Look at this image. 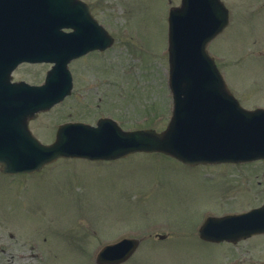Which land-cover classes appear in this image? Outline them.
<instances>
[{
  "label": "rangeland",
  "instance_id": "1",
  "mask_svg": "<svg viewBox=\"0 0 264 264\" xmlns=\"http://www.w3.org/2000/svg\"><path fill=\"white\" fill-rule=\"evenodd\" d=\"M84 1L114 44L69 65L71 96L31 123L33 134L49 142L60 123L95 124L103 116L125 131L163 130L172 106L167 13L180 0ZM222 1L234 19L214 44L225 58L218 59L223 77L244 106H263L264 57H244L241 63L243 54L237 51L250 48L255 36L264 38V0ZM233 55L239 59L237 68L227 64ZM47 69L22 66L14 78L36 83ZM255 78L260 79L257 84ZM263 202L264 162L248 168L187 167L160 154L97 163L62 159L31 175L6 179L0 174V249H6L0 258L5 264L22 253L31 255L30 264H41L35 260L40 257L44 264H89L103 245L131 237L140 240L133 264L256 262L264 259V236L238 246L209 243L199 239L198 226L204 216L240 212Z\"/></svg>",
  "mask_w": 264,
  "mask_h": 264
},
{
  "label": "water",
  "instance_id": "2",
  "mask_svg": "<svg viewBox=\"0 0 264 264\" xmlns=\"http://www.w3.org/2000/svg\"><path fill=\"white\" fill-rule=\"evenodd\" d=\"M76 4L80 3L0 0L2 172L31 173L58 158L113 160L134 152H158L190 165L264 158V110L247 111L240 107L205 50L220 29L218 0H182V6L170 12L169 87L173 115L165 131L123 132L112 121L101 120L96 128L66 124L57 131L53 144H40L28 130L27 121L69 94L71 77L67 64L77 51L73 42L84 39L77 38L81 29H75V24L96 25L88 10ZM62 28H74L76 33L64 34ZM38 29L45 34L42 43L33 46L35 51L24 52V32ZM23 61L55 63L44 86L9 83L11 71ZM56 85L61 87L56 89ZM231 222L241 226L236 235L216 240L264 231V206L243 216L209 218L201 236L215 240L210 235L221 236L225 229L231 230L235 225H226ZM137 243L126 239L107 246L99 252L97 261H122Z\"/></svg>",
  "mask_w": 264,
  "mask_h": 264
},
{
  "label": "flooded vegetation",
  "instance_id": "3",
  "mask_svg": "<svg viewBox=\"0 0 264 264\" xmlns=\"http://www.w3.org/2000/svg\"><path fill=\"white\" fill-rule=\"evenodd\" d=\"M253 44L256 45L257 42H254ZM261 55L262 54H259V56H261ZM261 66H262V64H261ZM232 89H233L232 91H234L233 94L234 93L236 94V95L234 94L235 96L241 97V96H239V94L237 93L235 88H232ZM263 162H264V160H260V161H255L254 163H263ZM254 163L252 162V163L238 164V166H242V168H248V166H250L251 164H254ZM249 176L250 175H247V177H249ZM262 236H264V233L252 236V237H250L248 239H245V240H242V241H239L238 243H236V245H238L241 242H245V241H248V240H251V239H255V238H258V237H262ZM229 244H231V243H229ZM132 257H130L126 262L121 263V264H133V262L131 261ZM37 262H41L40 259L37 260ZM27 263H29V261L27 262L26 257H24V263L22 262L21 264H27ZM262 263H264V259H261V260H258L256 262H253L252 260H250L248 258H245V259H241V260H239L237 262H234L233 264H262Z\"/></svg>",
  "mask_w": 264,
  "mask_h": 264
}]
</instances>
